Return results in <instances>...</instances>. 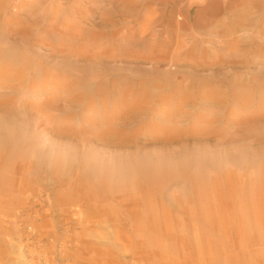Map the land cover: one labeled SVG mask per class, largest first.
<instances>
[{"label": "rangeland", "instance_id": "1", "mask_svg": "<svg viewBox=\"0 0 264 264\" xmlns=\"http://www.w3.org/2000/svg\"><path fill=\"white\" fill-rule=\"evenodd\" d=\"M3 112L130 155L264 150V0H0ZM4 151L0 264H264V189L244 166L108 190Z\"/></svg>", "mask_w": 264, "mask_h": 264}, {"label": "bare ground", "instance_id": "2", "mask_svg": "<svg viewBox=\"0 0 264 264\" xmlns=\"http://www.w3.org/2000/svg\"><path fill=\"white\" fill-rule=\"evenodd\" d=\"M167 2L165 1L166 5ZM149 2L145 3V9ZM185 24H187L185 22ZM9 47L8 54H17L19 50ZM3 112L0 115V156L5 148H15L17 153L33 157L40 168L53 172H64L72 167L83 168L86 175L96 179L103 188L122 190L143 177L148 184L156 185L164 178L177 177L184 183L189 180L198 185L207 177L210 170L222 171L227 165L244 166L251 176L258 173L259 179L253 182L257 188L264 189V150L249 145L232 144L230 146L188 147L182 146L177 151L141 152L130 155L125 152L68 144L61 140L50 139L44 130L36 135L38 126L31 120L38 116ZM19 148V149H17ZM177 179V182H178ZM181 181V180H180ZM122 188V189H121ZM152 217H157L154 212Z\"/></svg>", "mask_w": 264, "mask_h": 264}]
</instances>
